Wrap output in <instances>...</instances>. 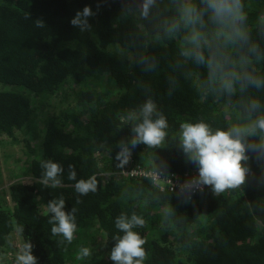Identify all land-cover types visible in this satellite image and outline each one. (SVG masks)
Wrapping results in <instances>:
<instances>
[{
    "label": "trees",
    "instance_id": "trees-1",
    "mask_svg": "<svg viewBox=\"0 0 264 264\" xmlns=\"http://www.w3.org/2000/svg\"><path fill=\"white\" fill-rule=\"evenodd\" d=\"M145 2L0 0V147L15 150L0 153L3 263L16 259V235L33 245L38 264H114L112 237L122 235L115 219L134 212L146 221L134 229L146 241L144 264H264V152L249 150L244 183L218 195L162 193L149 180L120 176L130 164L166 176L197 172L181 150L182 123L228 130L264 115V87L244 79L264 80V0H241L246 40L226 43L219 33L227 29L204 15L203 62L183 54L194 46L181 0H153L147 12ZM85 6L95 15L81 32L70 19ZM37 19L45 27H35ZM148 98L167 118V135L159 146L131 148L129 114ZM252 101L261 107L249 118ZM245 142L264 144V132ZM48 159L64 168L60 187L40 183ZM69 165L77 180L94 178L96 191L78 195ZM3 173L19 181L5 187ZM60 196L66 211L76 209L70 244L48 223L47 202ZM82 247L91 255L79 259Z\"/></svg>",
    "mask_w": 264,
    "mask_h": 264
},
{
    "label": "clouds",
    "instance_id": "clouds-1",
    "mask_svg": "<svg viewBox=\"0 0 264 264\" xmlns=\"http://www.w3.org/2000/svg\"><path fill=\"white\" fill-rule=\"evenodd\" d=\"M202 7L198 8L191 0H181L178 11L185 27L191 28V34L187 38L194 47L183 54L191 55L197 62L204 61L201 49L203 35L198 25L203 26V17L207 15L208 20L218 25L221 29L219 35L225 37L226 43L236 40H246V34L239 27L245 19L242 10L241 0H200ZM153 0H146L144 4L145 12ZM99 7V5H98ZM90 6H85L82 10H77L70 19L73 27L79 28L81 32L90 29L89 18L94 16ZM30 14L26 13L25 18L29 19ZM35 27L43 28V20L34 21ZM174 24V30L178 28ZM212 62L209 60V66ZM247 83L254 87H264V80L251 75L244 77ZM225 87L231 89L232 82L225 81ZM257 101H252L248 116L260 108ZM129 119L133 122L131 127L132 138L128 142L131 148L143 144L149 147L159 146L165 139L168 128L167 118L163 113L157 111L156 102L148 98L139 106V110L129 114ZM257 130L264 132V115L257 116L250 126H233L228 130L216 129L213 131L208 124L203 121L197 123L184 122L180 125L181 150L188 159V162L195 165L197 169L196 185L208 186L216 195L227 189H234L242 185L245 181L246 169L242 166V161L248 159L246 153L264 152V144L253 146L245 142L247 135H255ZM121 153H128L127 144L121 142ZM42 173L40 183L46 188H57L62 185L61 177L64 168L61 164L51 159L40 162ZM68 179L75 181L74 188L78 195H87L96 191V181L94 178L76 179V172L73 165L68 166ZM79 199L77 203H79ZM65 199L63 196L53 198L47 202L46 211L49 215L48 223L51 225L52 236L62 237L61 242L71 243L77 230L76 209L65 210ZM146 224L142 216L132 213H121L115 219V227L122 235H114V246L109 253V259L114 264H144L147 253L143 245L145 239L134 229L144 227ZM33 245L25 243L17 252L15 264H38L37 257L32 252ZM79 259L91 255V250L82 247Z\"/></svg>",
    "mask_w": 264,
    "mask_h": 264
},
{
    "label": "built area",
    "instance_id": "built-area-1",
    "mask_svg": "<svg viewBox=\"0 0 264 264\" xmlns=\"http://www.w3.org/2000/svg\"><path fill=\"white\" fill-rule=\"evenodd\" d=\"M130 163L131 160L128 159ZM120 176L126 179H145L149 180L152 186L159 192L178 194L190 198V196L201 194L210 187L196 185L197 172L184 173L181 175L166 176L163 172L146 171L143 168L131 164L120 172ZM0 264H5L0 259ZM6 264H15V260Z\"/></svg>",
    "mask_w": 264,
    "mask_h": 264
},
{
    "label": "rangeland",
    "instance_id": "rangeland-1",
    "mask_svg": "<svg viewBox=\"0 0 264 264\" xmlns=\"http://www.w3.org/2000/svg\"><path fill=\"white\" fill-rule=\"evenodd\" d=\"M2 152H8V153H11V154H13V153H15V150L14 149H12V148H7V150L5 151L4 149H1V147H0V153H2ZM3 177H4V186L5 187H7L11 182H18L19 181V178H17V179H13V180H11V179H9V178H7V175L5 174V173H3ZM14 241H15V249L16 250H19L21 247H22V243H21V241H20V239L18 238V236H14Z\"/></svg>",
    "mask_w": 264,
    "mask_h": 264
}]
</instances>
